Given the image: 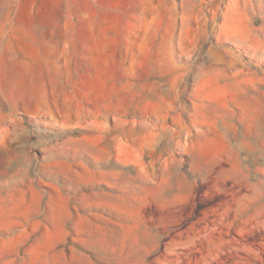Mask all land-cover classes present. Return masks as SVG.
<instances>
[{"label": "rangeland", "instance_id": "374dc122", "mask_svg": "<svg viewBox=\"0 0 264 264\" xmlns=\"http://www.w3.org/2000/svg\"><path fill=\"white\" fill-rule=\"evenodd\" d=\"M0 264H264V0H0Z\"/></svg>", "mask_w": 264, "mask_h": 264}]
</instances>
